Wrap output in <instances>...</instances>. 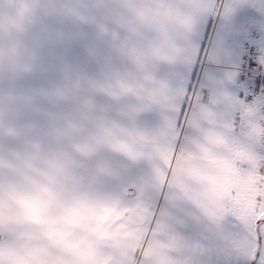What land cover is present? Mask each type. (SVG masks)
Instances as JSON below:
<instances>
[{"label":"snow or ice","instance_id":"6c2138e0","mask_svg":"<svg viewBox=\"0 0 264 264\" xmlns=\"http://www.w3.org/2000/svg\"><path fill=\"white\" fill-rule=\"evenodd\" d=\"M151 5L164 14L161 31L182 67L161 69L149 90L158 106L144 123L157 145L172 153V171L179 173L183 161L202 160L215 125L242 128L250 118L264 123V0ZM69 55L82 59L75 48ZM159 164L165 184L141 191V198L157 223L182 221L177 264H264V167L245 176L246 191L213 196L193 179L168 187L171 164L163 158Z\"/></svg>","mask_w":264,"mask_h":264},{"label":"rangeland","instance_id":"374dc122","mask_svg":"<svg viewBox=\"0 0 264 264\" xmlns=\"http://www.w3.org/2000/svg\"><path fill=\"white\" fill-rule=\"evenodd\" d=\"M43 1L0 0V5H7L9 9L5 12L0 7V133L4 142H7L6 139L16 138L23 141L22 143L24 140L35 139L38 143L52 144L59 155L61 112L66 115L67 111H72L75 121L77 102L82 103L89 89L94 92L106 88L110 94L109 99L119 101L121 105L124 102L122 93L128 83L119 82L117 79L140 76H130V69L124 68L128 64L114 47L111 49L113 59L122 68L115 69V77L109 69H104L105 55L98 53L96 45L104 48L112 45L110 28L113 26L106 7L109 0H68L66 5L53 7L43 4ZM48 1L53 3L59 0ZM147 3L152 4V0H147ZM40 15L57 29L51 33L34 29L36 23L40 22L37 19ZM73 20L94 25L95 32H99V38L94 45L91 38H88L84 47L78 45L79 31L83 28L81 24L72 25ZM37 27L45 29L41 22ZM117 35L116 33L115 36ZM74 48L82 53V59L77 60L69 55V51ZM157 52L160 57H164L165 51ZM147 75H151V72L147 71ZM83 80H90L92 84L84 83ZM91 100L99 105L108 104V100L103 98L95 97ZM78 109L82 111L83 106L79 105ZM215 127L217 130L208 136L207 146L203 148L202 160L183 161L181 172L172 171L177 164L169 151L164 160L166 165L171 164L168 187H181L189 179H193L200 185L202 193L210 191L213 196H227L235 194L237 190H247L245 176L264 167L262 123L250 118L242 128L238 124ZM75 129L73 126V131ZM117 130L132 129L123 126ZM117 137L130 138L134 152L144 149L142 145H138L134 133L118 134ZM7 151H4L5 154ZM143 183V192L165 184V175L160 164ZM132 184L131 213L139 206L147 211L146 222L140 226L146 236L134 238L130 251L123 252L124 264H177L173 254L180 250L178 241L182 221L177 218L170 224L157 223L153 210L141 197H137L136 194L140 191L137 183ZM156 215H159L158 211ZM191 218L198 219L195 216ZM130 223L132 225L131 220ZM159 224L161 225L157 228Z\"/></svg>","mask_w":264,"mask_h":264},{"label":"crops","instance_id":"0c3cea01","mask_svg":"<svg viewBox=\"0 0 264 264\" xmlns=\"http://www.w3.org/2000/svg\"><path fill=\"white\" fill-rule=\"evenodd\" d=\"M67 2L68 0H59L50 3L44 0L43 4L53 7L66 5ZM124 2L135 4L141 0H124ZM153 12L164 16L156 8H153ZM37 19L45 29L37 27L40 22L36 23L34 29L49 33L57 29L42 15L37 16ZM74 23L81 24L83 28L79 31L78 45L84 47L88 38H91V43L94 45L99 38V32H95L94 25L73 20L72 25ZM116 33L114 28H110L112 42L117 39ZM96 48L98 53L105 55L106 68L104 69H109L111 75L115 77V69H120L122 66L117 65L120 63L113 59L111 53L113 46L104 48L102 45H96ZM177 63L181 64V60L175 56L174 48L171 46L170 50L165 51L164 57H160L156 52L155 62L147 70L151 72V75H147L146 71L139 78L117 79L119 82L128 83L122 93L124 102L121 105L119 101L109 99L110 94L106 88L97 89L94 92L89 89L82 103L77 102L75 121L72 111H67L66 115L64 112L60 113L59 155L52 144L38 143L35 139L24 140L25 142L22 143L23 141L16 138H9L5 140L7 142H4L0 133V251L6 247H13V233H19L22 228L14 217L6 215L3 210L4 189L7 187L10 191L15 190L21 178L47 176L42 165L51 166L55 161L57 170L66 181L74 185L81 183L86 185L87 193L84 201L88 203L90 210L83 214L73 212L70 216L63 218V223H57L55 218H48L47 222L56 231L61 241L71 239V250L82 258V264H113V262L124 264L123 252L130 251L134 238L146 236L142 227L130 223L129 215L133 208L132 183H137L136 186L140 191L138 190L137 193L136 190V195L140 199L143 181L159 165V159L165 160L169 153L163 145H157L152 134L153 129L144 123L148 118L147 114L158 106L152 103L153 97L148 87L158 80V74L162 68H171ZM124 68L130 69L132 72L130 76L137 74L129 66ZM101 80L102 78L98 79V81ZM144 81L148 82L147 87ZM83 82L91 83L92 81L83 80ZM141 90L143 92L140 93ZM129 96L134 98L131 102H128ZM95 97L107 99L108 104L93 103L91 99ZM78 104L83 106L82 111L78 109ZM73 126L76 128L75 131ZM123 126L132 130H117ZM1 127L2 123H0V129ZM132 133L135 134L138 145L144 148L140 150L141 152H134L130 145V138L118 139L117 137L118 134ZM5 150H8L6 154ZM89 166L95 167L100 173L99 180H90L83 176L81 170ZM105 176H116L120 182L113 183L105 179ZM48 179L51 180V177ZM39 223L40 218L34 216L33 226ZM67 225H71V228L69 229Z\"/></svg>","mask_w":264,"mask_h":264},{"label":"clouds","instance_id":"9594fccd","mask_svg":"<svg viewBox=\"0 0 264 264\" xmlns=\"http://www.w3.org/2000/svg\"><path fill=\"white\" fill-rule=\"evenodd\" d=\"M0 7L5 12L9 10L7 5ZM106 7L118 34L112 46L128 66L142 76L155 62L156 52L168 51L172 46L161 31L165 17L153 12V6L146 0L135 4L110 0ZM175 67L179 70L182 64L177 63ZM144 83L147 87L148 82ZM133 99L129 96L128 102ZM56 163L42 165L47 176L21 178L15 190L4 189L3 210L6 215L14 217L22 228L19 233H13V247L0 251V264H82V258L71 250V239L61 241L47 221L48 218H55L57 223H63V218L73 212L83 214L89 211V205L84 201L87 187L83 183L74 185L66 181L57 170ZM81 171L87 179L101 178L93 166ZM105 179L120 182L116 176H105ZM34 216L40 218L36 226H33ZM67 227L70 229L71 225Z\"/></svg>","mask_w":264,"mask_h":264},{"label":"water","instance_id":"95a60500","mask_svg":"<svg viewBox=\"0 0 264 264\" xmlns=\"http://www.w3.org/2000/svg\"><path fill=\"white\" fill-rule=\"evenodd\" d=\"M132 218L136 224H143L146 221L147 216L145 211L139 208L132 213Z\"/></svg>","mask_w":264,"mask_h":264},{"label":"bare ground","instance_id":"6f19581e","mask_svg":"<svg viewBox=\"0 0 264 264\" xmlns=\"http://www.w3.org/2000/svg\"><path fill=\"white\" fill-rule=\"evenodd\" d=\"M139 208H141L142 210H144L145 213H146V216H147V211H146L143 207H141V206L136 207V208L132 211V213H133L135 210L139 209ZM132 213H131V215H130V220H131V222H132L134 225L141 226V225H144V224H145L146 221H145L143 224H136V223L133 221ZM146 219H147V218H146Z\"/></svg>","mask_w":264,"mask_h":264},{"label":"built area","instance_id":"2783aa9c","mask_svg":"<svg viewBox=\"0 0 264 264\" xmlns=\"http://www.w3.org/2000/svg\"><path fill=\"white\" fill-rule=\"evenodd\" d=\"M263 125H264V123H263Z\"/></svg>","mask_w":264,"mask_h":264}]
</instances>
